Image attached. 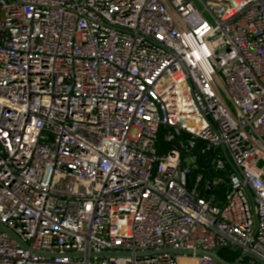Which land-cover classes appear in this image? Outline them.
Returning a JSON list of instances; mask_svg holds the SVG:
<instances>
[{
    "label": "built area",
    "instance_id": "obj_1",
    "mask_svg": "<svg viewBox=\"0 0 264 264\" xmlns=\"http://www.w3.org/2000/svg\"><path fill=\"white\" fill-rule=\"evenodd\" d=\"M0 222V264L264 263V0H0Z\"/></svg>",
    "mask_w": 264,
    "mask_h": 264
},
{
    "label": "water",
    "instance_id": "obj_2",
    "mask_svg": "<svg viewBox=\"0 0 264 264\" xmlns=\"http://www.w3.org/2000/svg\"><path fill=\"white\" fill-rule=\"evenodd\" d=\"M170 145L172 147H175L180 153L181 155H183L184 157H190L191 159H199V160H208L210 158L209 154L206 155H201L199 152H197L196 150L193 151H187L182 144L177 140H172L170 142ZM224 157L225 160L228 164V166L235 172L237 173V170L234 166V163H232V161L230 160V158L228 157V155L226 154V152H224ZM248 195L251 197V199H253L252 193L251 191L246 188ZM0 234H6L12 241H14L15 243H17L20 247H22L23 249H29L28 245L23 242V240L12 230H10L9 228H7L5 225H3L0 222ZM170 254V255H179V256H203V257H207L211 260H213L214 262L218 263V264H244L243 262L246 259H251L255 264H264L263 262L259 261L258 259L253 258L250 254L245 253L242 255V257L234 262H228L225 259H223L221 257V251H215V252H209V251H204V250H191V249H178V250H174V249H165V250H161V251H156V252H152L149 253L151 255L154 254ZM37 255H41L44 256L45 254L41 253H36ZM79 257H82L83 255H77ZM91 257H100V258H106V257H113V256H126V257H130L132 256L131 254H124V253H100V254H95L92 253L90 255ZM137 256H141L140 254H138Z\"/></svg>",
    "mask_w": 264,
    "mask_h": 264
},
{
    "label": "trees",
    "instance_id": "obj_3",
    "mask_svg": "<svg viewBox=\"0 0 264 264\" xmlns=\"http://www.w3.org/2000/svg\"><path fill=\"white\" fill-rule=\"evenodd\" d=\"M164 135H165V132H162L161 137H160V143H161V149L166 150L168 149L169 146L166 145L164 142ZM219 189H220L219 192L221 194L224 193V190L221 187ZM221 254H222L221 257L228 262H234L237 258L235 255L230 254L228 251H222Z\"/></svg>",
    "mask_w": 264,
    "mask_h": 264
},
{
    "label": "rangeland",
    "instance_id": "obj_4",
    "mask_svg": "<svg viewBox=\"0 0 264 264\" xmlns=\"http://www.w3.org/2000/svg\"><path fill=\"white\" fill-rule=\"evenodd\" d=\"M199 8L202 9L201 6H199ZM206 16H207V14H206ZM207 17H208V16H207ZM208 19H209V18H208ZM168 148H169V147H168ZM187 163H188V164H191V163H192V159H191L190 157H188V161H187ZM184 264H193V262H192V261H187V260H186V261L184 262Z\"/></svg>",
    "mask_w": 264,
    "mask_h": 264
}]
</instances>
